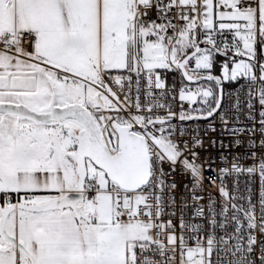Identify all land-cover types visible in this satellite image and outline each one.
I'll return each instance as SVG.
<instances>
[{
  "label": "snow or ice",
  "instance_id": "snow-or-ice-1",
  "mask_svg": "<svg viewBox=\"0 0 264 264\" xmlns=\"http://www.w3.org/2000/svg\"><path fill=\"white\" fill-rule=\"evenodd\" d=\"M0 264H264V0H0Z\"/></svg>",
  "mask_w": 264,
  "mask_h": 264
}]
</instances>
